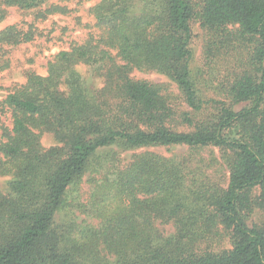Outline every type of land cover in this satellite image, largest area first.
I'll return each mask as SVG.
<instances>
[{"label": "trees", "instance_id": "1", "mask_svg": "<svg viewBox=\"0 0 264 264\" xmlns=\"http://www.w3.org/2000/svg\"><path fill=\"white\" fill-rule=\"evenodd\" d=\"M48 1L0 0V21L8 7ZM93 14L97 37L60 51L47 75L30 73L2 101L12 125L0 133V175L14 178L0 190V264H111L110 256L113 264H264V222L248 223L254 207L264 211V0H100ZM196 21L207 38L199 71ZM235 22L241 31L229 28ZM34 36L9 26L0 47ZM79 63L103 86L86 84L74 70ZM138 70L168 77L180 95L137 78ZM182 99L191 112L178 108ZM206 108L212 116L196 119ZM178 116L190 130L172 127ZM44 132L57 145L44 147ZM114 144L219 148L228 185L197 177L186 159L138 153L116 177L128 207L90 237L67 241L56 211L93 155ZM158 220L172 222L175 233L164 237ZM224 237L231 248L221 247Z\"/></svg>", "mask_w": 264, "mask_h": 264}, {"label": "rangeland", "instance_id": "2", "mask_svg": "<svg viewBox=\"0 0 264 264\" xmlns=\"http://www.w3.org/2000/svg\"><path fill=\"white\" fill-rule=\"evenodd\" d=\"M100 0H50L44 5L31 10L18 7H8L6 17L0 21V31L9 26L35 33L34 39L19 45H4L0 47V133L2 126L11 127V112L3 108V99L15 89L26 83L30 73L41 75L48 74L50 60L62 50H68L75 44H82L92 37H97L101 30L93 14V7ZM60 7L56 12L41 16L40 12L47 9ZM200 22L193 23V59L192 66L197 71L205 67L206 33ZM233 30L241 31L239 22L228 25ZM208 37V35H207ZM219 62L218 64H220ZM218 66V65H217ZM77 75L88 84L102 87L103 78L97 75L90 65L79 63L74 68ZM133 75L157 83H166L168 89L180 95L176 84L168 77L156 72L136 71ZM66 88L67 84L63 83ZM178 108L191 112L182 100H177ZM214 108H206L195 114V118L207 119L212 116ZM207 116V117H206ZM172 127L178 131H188V125L178 120ZM41 141L46 148L57 145L58 141L51 132H44ZM154 152L165 158L177 161L186 159L197 171V177L208 175L209 179L226 188L230 178V169L223 151L219 148L208 146L192 148L188 145L145 146L129 148L124 145H110L100 148L90 160L85 172L69 187L63 198L62 204L55 214V223L64 230L67 241L82 240L91 236L92 230H100L113 216L122 212L130 199L118 193L115 187L117 172L125 169L133 161L136 154L141 152ZM225 158V159H224ZM13 175H0V190L8 192V187L13 180ZM189 182H187L188 186ZM255 191L254 195H258ZM264 222V211L254 207L249 215L250 225H261ZM154 226L164 237L175 233L172 222L165 223L160 220ZM221 247L231 248L229 237H224ZM113 264L115 256L108 258Z\"/></svg>", "mask_w": 264, "mask_h": 264}]
</instances>
